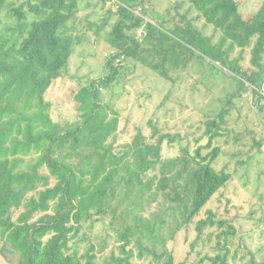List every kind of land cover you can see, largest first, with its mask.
I'll return each instance as SVG.
<instances>
[{
  "label": "trees",
  "instance_id": "1",
  "mask_svg": "<svg viewBox=\"0 0 264 264\" xmlns=\"http://www.w3.org/2000/svg\"><path fill=\"white\" fill-rule=\"evenodd\" d=\"M150 1L116 4L113 13L117 18L104 35L113 49L105 55L108 73L76 91L77 119L60 123L51 119L44 94L65 73L79 42L67 26L78 11V0H0V255L13 259V264H135L132 251L125 249L129 243L125 232L119 234L124 241L119 254L111 252L102 261L92 245L82 255L69 251L68 243L82 223L104 213L115 184L123 179L126 186L131 183L141 192L145 189L142 178L158 165L157 187H170L166 196L173 197L180 218L189 223L232 179L233 171L227 166L216 169L214 165L220 153L217 137L225 134L222 124L238 92L228 95L219 113L204 122L203 134L195 138L192 149L183 146L182 157L161 160L162 140L177 141L178 134L160 133L149 121L151 134L157 136L154 143L145 142L137 129L116 150L118 112L101 100L98 86L106 87L120 74L119 65L125 58L172 83L191 63L204 60L210 67L219 65L240 86H247L264 113V0L245 16L239 13L238 0H186L217 32L216 40L183 14L170 23L135 14L139 5ZM5 18L13 21L3 27ZM107 23L105 17L98 28ZM246 49L250 67L242 66ZM242 163L236 159V167ZM154 179L148 180L146 188ZM214 217L208 210L205 218L195 222V240L204 227L218 225L225 227L217 236L223 244L219 246L217 240L218 252L204 255L198 263L230 264L225 245L234 230ZM137 247L139 257L151 254L159 264H184L174 263L165 249L155 253L139 242ZM244 264L264 262L250 258Z\"/></svg>",
  "mask_w": 264,
  "mask_h": 264
},
{
  "label": "rangeland",
  "instance_id": "2",
  "mask_svg": "<svg viewBox=\"0 0 264 264\" xmlns=\"http://www.w3.org/2000/svg\"><path fill=\"white\" fill-rule=\"evenodd\" d=\"M119 1L129 2L78 0V11L67 26L71 28L72 35L79 38V42L68 59L65 73L55 79L44 94V99L50 103L52 120L60 123L76 120L79 114L74 98L76 91L107 75L105 55L113 49L104 41V35L117 18L113 12ZM238 1L242 16L254 13L261 2ZM135 11L137 15L145 14L144 19L156 21L163 18L168 23L178 21L183 14L193 20L205 35H212L213 40L218 36L189 7L186 0H152L139 5ZM105 17L108 23L99 29ZM12 21L5 18L3 27ZM139 31H136V35ZM243 56L242 66L250 67L249 49L243 52ZM119 71L120 74L106 87L98 86L101 100L118 112L114 147L117 150L129 142L137 129L145 142L154 143L157 137L151 134V125L154 124L160 133L179 136L177 141L162 140L161 160L182 157L180 148L183 146L192 149L195 138L203 134L204 122L219 113L228 95L238 92L240 95L232 97V105L222 124L225 134L217 137L220 153L214 165L216 169L227 166L229 171H233V176L189 223H184L180 218L173 197L166 196L170 187H157L158 165L142 178L141 184L145 189L141 192L131 183L126 186L125 180L121 179L106 199L104 213L94 217L98 221L92 218L91 222L82 223L77 236L68 243L69 251L76 250L78 255H82L92 245L96 258L102 261L111 252L119 254V247L124 243L119 239V234L125 232L129 239L125 249L132 251L131 261L135 264H159L151 254L139 257L137 242L155 253L165 249L172 255L174 263L207 264V261H198L204 255L213 256L218 252L217 240L220 241L219 246L223 240L217 236L225 230L223 226H207L201 237L195 240V222L205 218L210 210L215 220H223L226 226L234 230L225 245L229 250L230 264H244L250 258L255 262H264V113L258 110L248 87L240 86L219 65L210 67L204 60L191 63L173 83L132 58L123 59ZM236 159H241L243 163L236 167ZM152 176L155 179L146 188ZM116 180L117 177L113 182ZM17 213L13 214L14 218ZM13 262V259L8 260L0 255V264Z\"/></svg>",
  "mask_w": 264,
  "mask_h": 264
},
{
  "label": "built area",
  "instance_id": "3",
  "mask_svg": "<svg viewBox=\"0 0 264 264\" xmlns=\"http://www.w3.org/2000/svg\"><path fill=\"white\" fill-rule=\"evenodd\" d=\"M122 58V57H121Z\"/></svg>",
  "mask_w": 264,
  "mask_h": 264
}]
</instances>
